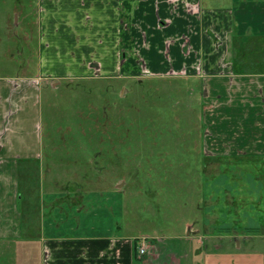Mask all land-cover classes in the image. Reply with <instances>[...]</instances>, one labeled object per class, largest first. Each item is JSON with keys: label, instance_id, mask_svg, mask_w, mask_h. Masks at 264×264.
Wrapping results in <instances>:
<instances>
[{"label": "rangeland", "instance_id": "374dc122", "mask_svg": "<svg viewBox=\"0 0 264 264\" xmlns=\"http://www.w3.org/2000/svg\"><path fill=\"white\" fill-rule=\"evenodd\" d=\"M44 16L38 0H0V81L39 77L38 124L19 136L41 143L39 156L19 160L24 233L4 257H39L35 239L61 213L50 203L80 187L81 204H60L67 232L136 239L154 264H264V156L211 148L216 125L201 78L114 69L101 79H55L48 66L76 68H66L63 53L43 57ZM248 50L245 70L260 71L258 49L251 42ZM220 121V131L246 124ZM248 130L258 137L257 127Z\"/></svg>", "mask_w": 264, "mask_h": 264}, {"label": "crops", "instance_id": "0c3cea01", "mask_svg": "<svg viewBox=\"0 0 264 264\" xmlns=\"http://www.w3.org/2000/svg\"><path fill=\"white\" fill-rule=\"evenodd\" d=\"M38 1L41 14L46 15L39 20L43 57L63 53L69 62L66 68H76L74 75L69 70L50 73L48 66V75L101 79V71L122 69L136 77L148 73L201 78L202 94L210 103L208 111L216 125L211 148L241 150L245 155L256 150L264 156V0ZM251 42L259 53L258 72L245 70ZM240 69L244 73L237 72ZM39 81L28 75L16 83L0 81V263L20 264L25 258L4 255L7 248L12 249V242L20 243L24 233V212L18 205L19 160L40 155L38 138L33 142L19 136L38 124L40 109L34 86ZM245 103L251 106L249 111L243 109ZM242 118L246 124L240 123L239 132L218 130L220 120L226 119L220 121L226 124ZM255 127L258 137L253 138L248 129ZM227 139L234 141L231 148ZM74 193L66 190L62 205L81 204V188ZM61 203L52 201L50 207L59 209L63 217L59 213L52 218L49 234L46 228L35 239L39 257L24 260L33 264H154L155 259L140 257L136 239L67 232V210Z\"/></svg>", "mask_w": 264, "mask_h": 264}, {"label": "built area", "instance_id": "2783aa9c", "mask_svg": "<svg viewBox=\"0 0 264 264\" xmlns=\"http://www.w3.org/2000/svg\"><path fill=\"white\" fill-rule=\"evenodd\" d=\"M146 243L142 244L140 247H139V254H145L146 252Z\"/></svg>", "mask_w": 264, "mask_h": 264}, {"label": "water", "instance_id": "95a60500", "mask_svg": "<svg viewBox=\"0 0 264 264\" xmlns=\"http://www.w3.org/2000/svg\"><path fill=\"white\" fill-rule=\"evenodd\" d=\"M189 233H190V228H189Z\"/></svg>", "mask_w": 264, "mask_h": 264}]
</instances>
